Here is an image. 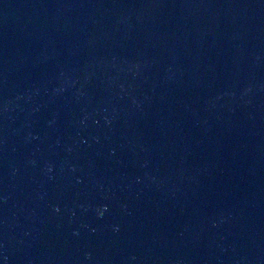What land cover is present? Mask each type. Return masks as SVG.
<instances>
[{
	"label": "water",
	"instance_id": "1",
	"mask_svg": "<svg viewBox=\"0 0 264 264\" xmlns=\"http://www.w3.org/2000/svg\"><path fill=\"white\" fill-rule=\"evenodd\" d=\"M0 264H264V0H0Z\"/></svg>",
	"mask_w": 264,
	"mask_h": 264
}]
</instances>
